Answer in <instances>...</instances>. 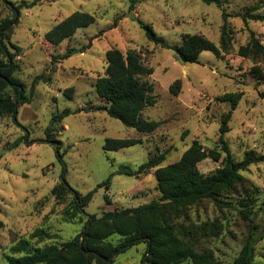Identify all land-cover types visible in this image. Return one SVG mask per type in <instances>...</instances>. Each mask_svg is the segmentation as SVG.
Returning <instances> with one entry per match:
<instances>
[{
    "label": "rangeland",
    "instance_id": "rangeland-1",
    "mask_svg": "<svg viewBox=\"0 0 264 264\" xmlns=\"http://www.w3.org/2000/svg\"><path fill=\"white\" fill-rule=\"evenodd\" d=\"M7 1L17 5L32 0ZM217 1L221 8L201 0H56L21 8L18 23L3 42L15 54L18 70L14 76L24 84L29 103H17L16 121L9 115L0 116V264H7L10 248L20 239L40 248L68 241L83 230L86 216L77 221L62 214L72 196L57 200L51 195L62 180L86 194L118 168L136 169L160 152H166L161 166L174 163L194 140L207 150L218 149L219 128L231 109L230 102L217 99L225 93H242L227 122L229 131L223 135L233 159L241 160L246 153L264 154V81L257 83L248 73L252 66L264 73V55L255 60L237 55L238 47L248 41L249 30L264 45V20L247 19L246 24L242 20L253 8V14H264V0ZM75 11L90 13L95 21L57 47L43 41L47 31ZM222 11L233 30V48L223 59L204 51L196 63L183 64L172 50L149 41L141 27V23L150 25L170 45L180 43L184 34H202L218 46ZM12 17L11 7L0 0V23ZM67 48L73 50L69 57L54 58ZM112 48L123 53L136 50L153 68V74L144 79L154 86L156 104L143 112L145 119L161 122L152 134H139L104 111L94 110L104 104L94 83L103 75L105 53ZM38 75L43 78L33 88ZM176 80L181 82V91L173 95L169 87ZM71 87V98H67L63 91ZM65 110L71 113L54 123V117ZM48 128L53 129L50 142L59 147L61 160L56 147L44 141ZM108 138H140L142 144L105 151ZM220 165L207 158L198 169L210 174ZM242 175L253 196L251 218L262 228L264 162L251 165ZM156 186L153 170L139 176L114 173L109 188L98 189L84 211L100 216L104 211L149 203L160 197ZM237 192L227 195L231 202L227 207L203 201L187 209L190 222L215 226L219 235L197 246L199 250L211 249L222 264H232L249 229L238 202L244 194L240 187ZM37 230L49 237H36ZM110 241L116 244L119 237L114 235ZM145 258L146 246L138 244L115 255L113 264H146ZM253 264H264V236L255 247Z\"/></svg>",
    "mask_w": 264,
    "mask_h": 264
},
{
    "label": "trees",
    "instance_id": "trees-1",
    "mask_svg": "<svg viewBox=\"0 0 264 264\" xmlns=\"http://www.w3.org/2000/svg\"><path fill=\"white\" fill-rule=\"evenodd\" d=\"M56 0H32L30 3L14 5L4 0L11 7L13 17L4 19L0 23V116L9 115L16 121V105L29 103L24 96V84L14 76L18 66L13 62L15 54L8 51L3 39H8L13 27L18 23L21 8H30L41 2ZM204 3H215L221 8L217 0H201ZM247 10L242 16L243 23L247 19L264 20V14H253ZM228 15L221 12L222 25L220 29L219 45L202 34H184L180 43L170 45L158 37L148 24L141 23L149 41L161 48L170 49L176 59L183 64L196 63L199 55L204 51L211 52L216 58L223 59L233 48V30L227 22ZM95 18L90 13L75 11L53 26L43 36V41L51 47H57L70 39L78 29L91 25ZM115 25V23H114ZM15 51L19 48L15 47ZM72 49L54 58L62 60L71 55ZM16 53V52H15ZM237 55L243 59H258L264 55V45L249 30V38L245 45L237 49ZM106 67L102 76H98L94 83L97 96L104 104L96 106L95 111H104L109 117L120 121L124 126L134 129L139 134H152L161 125L160 121L147 120L143 112L156 104L154 86L144 78L153 74V68L146 65L136 50L123 53L112 48L105 53ZM248 73L257 80L264 81V73L258 66H252ZM43 78L38 75L34 84ZM31 89V93L33 91ZM170 93L178 95L181 91L180 80L174 81L169 87ZM73 88H67L63 95L71 98ZM242 93H225L218 96L220 101L231 103V109L225 114L219 128L218 149H205L197 140L183 152L179 160L166 166H161L166 152H160L150 157L136 169L122 166L117 174L139 176L154 170L157 190L160 197L149 203L126 209L104 211L100 216L90 215L84 208L92 200L95 192L100 188L108 189L114 173L99 183L96 188L81 194L72 189L62 180L51 190V195L57 200H63L71 195L67 209L62 214L65 219H87L83 230L72 239L60 244H48L40 248H32L27 240L20 239L11 248L12 255L7 256V264H113V256L122 253L127 248L138 244L146 246V264H222L211 249H198V244L208 238L217 237L215 226L207 223L196 224L190 222L188 208L203 202H212L217 208H224L231 204L227 195L236 194L238 187L242 190L240 213L243 219L249 221V229L244 238L241 249L232 264H253L255 247L264 236V227H260L251 218L253 196L250 188L245 184L248 180L242 175L251 165L264 162V154L246 153L241 160L233 159L229 145L224 140V133L229 131L227 125L232 111L236 108ZM71 113L65 110L54 117V123ZM52 128L45 132L46 143L54 140ZM60 144L59 141H57ZM142 144L140 138L105 139V151H118L133 145ZM16 145V144H15ZM58 159H62L59 147H56ZM220 162V167L210 174H203L198 164L204 159ZM250 187V186H249ZM105 202L109 204L107 196ZM3 222L0 220V229ZM114 235L119 241L114 244L110 238ZM35 236L43 239L49 237L43 230H37ZM18 255V256H16Z\"/></svg>",
    "mask_w": 264,
    "mask_h": 264
},
{
    "label": "water",
    "instance_id": "water-1",
    "mask_svg": "<svg viewBox=\"0 0 264 264\" xmlns=\"http://www.w3.org/2000/svg\"><path fill=\"white\" fill-rule=\"evenodd\" d=\"M53 146H55L56 147V145H55V143L54 142H50ZM116 255H117V253H116ZM111 259H114V256L111 258ZM145 260V262H146V258L144 259Z\"/></svg>",
    "mask_w": 264,
    "mask_h": 264
},
{
    "label": "crops",
    "instance_id": "crops-1",
    "mask_svg": "<svg viewBox=\"0 0 264 264\" xmlns=\"http://www.w3.org/2000/svg\"><path fill=\"white\" fill-rule=\"evenodd\" d=\"M153 172H154V170H153Z\"/></svg>",
    "mask_w": 264,
    "mask_h": 264
}]
</instances>
